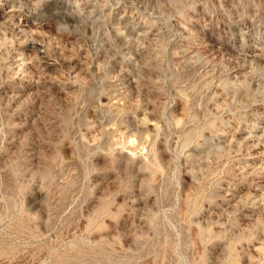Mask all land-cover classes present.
I'll return each instance as SVG.
<instances>
[{
  "label": "rangeland",
  "instance_id": "rangeland-1",
  "mask_svg": "<svg viewBox=\"0 0 264 264\" xmlns=\"http://www.w3.org/2000/svg\"><path fill=\"white\" fill-rule=\"evenodd\" d=\"M261 134L264 0H0V264H264Z\"/></svg>",
  "mask_w": 264,
  "mask_h": 264
},
{
  "label": "bare ground",
  "instance_id": "bare-ground-1",
  "mask_svg": "<svg viewBox=\"0 0 264 264\" xmlns=\"http://www.w3.org/2000/svg\"><path fill=\"white\" fill-rule=\"evenodd\" d=\"M4 2H5V0H4ZM12 3V2H11ZM15 3V2H14ZM15 5V4H14ZM48 5V4H47ZM6 6V5H5ZM11 6V5H10ZM12 6H13V4H12ZM15 7V6H14ZM131 23V22H130ZM134 23V22H133ZM138 24V23H137ZM132 25V24H131ZM137 26V25H136ZM132 27V26H131ZM127 29H128V27H127ZM131 29V28H130ZM131 31V30H130ZM133 31H134V29H133ZM150 31V30H149ZM148 31V32H149ZM129 32V31H128ZM238 32V31H237ZM145 33V32H144ZM125 35V34H124ZM141 35H142V33H141ZM157 35V34H156ZM138 36H140V35H138ZM138 36H136V37H138ZM207 37V36H206ZM150 38V37H149ZM155 38V37H154ZM153 38V39H154ZM142 40V39H141ZM137 41V40H136ZM144 41H145V39H144ZM132 42V41H131ZM133 43V42H132ZM138 43V42H137ZM139 45V44H138ZM242 45V44H241ZM129 46V45H128ZM133 46H135V45H133ZM212 47V46H211ZM137 48V47H136ZM138 49V48H137ZM238 50V49H237ZM132 53V52H131ZM252 53H254V52H252ZM243 54V53H242ZM241 54V55H242ZM255 55V54H254ZM263 55V54H262ZM131 56V55H130ZM134 56V55H133ZM136 56V55H135ZM249 56V55H248ZM256 56V55H255ZM257 56H259V55H257ZM127 57V56H126ZM137 57V56H136ZM250 57H252V56H250ZM128 58V57H127ZM134 58V57H133ZM132 58V59H133ZM258 58V57H257ZM129 59V58H128ZM128 59H127V61H128ZM131 59V58H130ZM134 59H136V58H134ZM137 60V59H136ZM148 60V59H147ZM131 62H132V60H131ZM134 62V61H133ZM143 62V61H142ZM142 62H141V64H142ZM136 63V62H135ZM154 63V62H153ZM143 65V64H142ZM154 65V64H153ZM137 66V65H136ZM129 68V67H128ZM136 68V67H135ZM133 69V68H132ZM128 73V72H127ZM138 73V72H137ZM139 74V73H138ZM124 75H125V73H124ZM130 75V74H129ZM137 75V74H136ZM132 76V75H131ZM135 77V76H134ZM128 79V78H127ZM132 82V81H131ZM143 82V81H142ZM129 83V82H128ZM132 84V83H131ZM134 84V83H133ZM131 86V85H130ZM133 86V85H132ZM259 129V128H258ZM256 133V132H255ZM231 134V133H230ZM260 134V133H259ZM258 134V135H259ZM262 135V134H261ZM260 136V135H259ZM262 136H264V135H262ZM255 138H256V135H255ZM263 138V137H262ZM249 139V138H248ZM250 140H252L253 141V139L251 138ZM258 140V139H257ZM261 139H259V141H260ZM262 140H264V139H262ZM245 141H246V139H245ZM249 141V140H248ZM250 142V141H249ZM259 143V142H258ZM263 143V142H262ZM264 144V143H263ZM226 146V145H225ZM256 147V146H255ZM259 146H257L256 148H258Z\"/></svg>",
  "mask_w": 264,
  "mask_h": 264
}]
</instances>
